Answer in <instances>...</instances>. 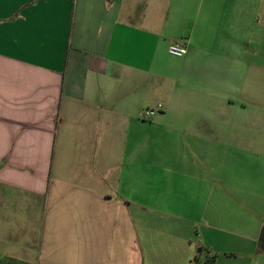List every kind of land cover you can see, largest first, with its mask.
<instances>
[{"label":"crops","instance_id":"obj_1","mask_svg":"<svg viewBox=\"0 0 264 264\" xmlns=\"http://www.w3.org/2000/svg\"><path fill=\"white\" fill-rule=\"evenodd\" d=\"M263 227L264 0H0V260L264 264Z\"/></svg>","mask_w":264,"mask_h":264},{"label":"built area","instance_id":"obj_2","mask_svg":"<svg viewBox=\"0 0 264 264\" xmlns=\"http://www.w3.org/2000/svg\"><path fill=\"white\" fill-rule=\"evenodd\" d=\"M186 47L179 41H173L168 46V52L174 56H181L186 53ZM162 104H156V106H149L143 109L142 118L149 119L154 114H156L159 110H161Z\"/></svg>","mask_w":264,"mask_h":264},{"label":"trees","instance_id":"obj_3","mask_svg":"<svg viewBox=\"0 0 264 264\" xmlns=\"http://www.w3.org/2000/svg\"><path fill=\"white\" fill-rule=\"evenodd\" d=\"M257 247H258V250L264 252V227L261 229L260 234L258 236ZM198 250L201 251V249H198ZM214 262H215V255L213 254V255L207 256L205 261L202 264H214ZM195 263L199 264L197 258H195ZM0 264H21V263L19 262L16 263L13 260L9 259L7 261L0 260Z\"/></svg>","mask_w":264,"mask_h":264}]
</instances>
